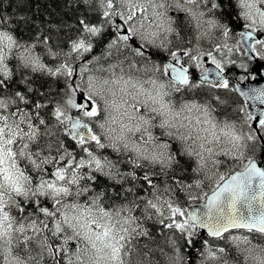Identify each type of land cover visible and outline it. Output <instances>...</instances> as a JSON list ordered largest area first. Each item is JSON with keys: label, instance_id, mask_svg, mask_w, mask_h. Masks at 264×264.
I'll use <instances>...</instances> for the list:
<instances>
[{"label": "snow or ice", "instance_id": "6c2138e0", "mask_svg": "<svg viewBox=\"0 0 264 264\" xmlns=\"http://www.w3.org/2000/svg\"><path fill=\"white\" fill-rule=\"evenodd\" d=\"M227 6L0 10V264H264V0Z\"/></svg>", "mask_w": 264, "mask_h": 264}, {"label": "trees", "instance_id": "16d2710c", "mask_svg": "<svg viewBox=\"0 0 264 264\" xmlns=\"http://www.w3.org/2000/svg\"><path fill=\"white\" fill-rule=\"evenodd\" d=\"M65 3L66 0H3V3L0 4V10L8 13L11 12V14H23L37 22L46 19L53 21H60L61 19L70 20L72 13L65 7ZM225 5L228 18L231 21L232 14L230 12L233 7L227 6V0H225ZM233 11L236 12L234 8ZM103 43L104 41H101V44L97 46L96 51L98 53L102 51ZM155 59L159 61L160 57H155Z\"/></svg>", "mask_w": 264, "mask_h": 264}, {"label": "water", "instance_id": "95a60500", "mask_svg": "<svg viewBox=\"0 0 264 264\" xmlns=\"http://www.w3.org/2000/svg\"><path fill=\"white\" fill-rule=\"evenodd\" d=\"M255 76L258 79L256 82H251V81H246V86L248 88H253V87H264V75L259 72H255Z\"/></svg>", "mask_w": 264, "mask_h": 264}, {"label": "flooded vegetation", "instance_id": "af4514ba", "mask_svg": "<svg viewBox=\"0 0 264 264\" xmlns=\"http://www.w3.org/2000/svg\"><path fill=\"white\" fill-rule=\"evenodd\" d=\"M236 12H237V10H236ZM236 12L233 11V8H232V11L230 12V14H232L231 15L232 19H231L230 22L233 23V26H235L236 24L240 23V21H238L237 18H236Z\"/></svg>", "mask_w": 264, "mask_h": 264}, {"label": "bare ground", "instance_id": "6f19581e", "mask_svg": "<svg viewBox=\"0 0 264 264\" xmlns=\"http://www.w3.org/2000/svg\"><path fill=\"white\" fill-rule=\"evenodd\" d=\"M42 2V1H41ZM66 12V11H65ZM11 13V12H10ZM61 13V12H60ZM57 15V14H56ZM55 17V16H54Z\"/></svg>", "mask_w": 264, "mask_h": 264}]
</instances>
